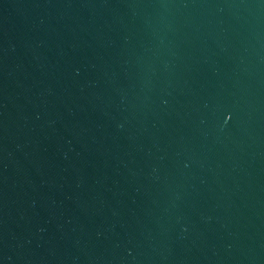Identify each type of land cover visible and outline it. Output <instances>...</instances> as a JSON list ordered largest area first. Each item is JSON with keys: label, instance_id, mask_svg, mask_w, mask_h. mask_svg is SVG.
Returning a JSON list of instances; mask_svg holds the SVG:
<instances>
[{"label": "water", "instance_id": "95a60500", "mask_svg": "<svg viewBox=\"0 0 264 264\" xmlns=\"http://www.w3.org/2000/svg\"><path fill=\"white\" fill-rule=\"evenodd\" d=\"M0 264H264V0H0Z\"/></svg>", "mask_w": 264, "mask_h": 264}]
</instances>
